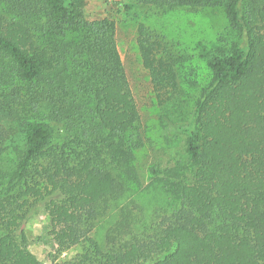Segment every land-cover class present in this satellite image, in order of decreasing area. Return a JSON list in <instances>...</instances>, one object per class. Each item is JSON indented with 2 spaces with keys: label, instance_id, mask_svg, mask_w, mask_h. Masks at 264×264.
Returning <instances> with one entry per match:
<instances>
[{
  "label": "trees",
  "instance_id": "obj_1",
  "mask_svg": "<svg viewBox=\"0 0 264 264\" xmlns=\"http://www.w3.org/2000/svg\"><path fill=\"white\" fill-rule=\"evenodd\" d=\"M82 1L0 0V264H44L25 230L37 207L52 264H264V0H132L228 23L199 48L205 83L139 26L159 121L184 141L148 175L116 22Z\"/></svg>",
  "mask_w": 264,
  "mask_h": 264
},
{
  "label": "rangeland",
  "instance_id": "obj_2",
  "mask_svg": "<svg viewBox=\"0 0 264 264\" xmlns=\"http://www.w3.org/2000/svg\"><path fill=\"white\" fill-rule=\"evenodd\" d=\"M82 2V13L86 19L109 18L116 22L118 48L150 138L149 144L139 154V166L143 174L148 175L152 165L167 167L175 164L183 158L184 141L183 138L176 140L173 137L174 127L165 129L159 121L160 111L138 51V28L144 25L158 34L173 56L186 61V68H197L200 83H205L208 71L201 60L199 48L201 45L216 43L217 37L225 31L228 23L223 10L179 9L165 14L155 7L141 6L132 0ZM25 230L30 250L44 264H52L56 247L52 237L48 235L49 220L42 207H37L30 214ZM74 252L65 253L60 258L71 257Z\"/></svg>",
  "mask_w": 264,
  "mask_h": 264
}]
</instances>
